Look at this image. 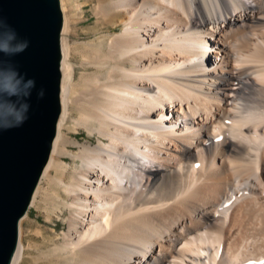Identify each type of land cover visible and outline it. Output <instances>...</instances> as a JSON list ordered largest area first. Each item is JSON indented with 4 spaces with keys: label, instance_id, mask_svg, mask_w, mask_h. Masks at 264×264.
<instances>
[{
    "label": "bare ground",
    "instance_id": "6f19581e",
    "mask_svg": "<svg viewBox=\"0 0 264 264\" xmlns=\"http://www.w3.org/2000/svg\"><path fill=\"white\" fill-rule=\"evenodd\" d=\"M66 1L60 113L29 201L42 180L64 194L47 264H264V0H109L96 12L120 31L86 44L78 78ZM70 126L99 138L73 170Z\"/></svg>",
    "mask_w": 264,
    "mask_h": 264
},
{
    "label": "water",
    "instance_id": "95a60500",
    "mask_svg": "<svg viewBox=\"0 0 264 264\" xmlns=\"http://www.w3.org/2000/svg\"><path fill=\"white\" fill-rule=\"evenodd\" d=\"M61 23L59 0H0V124L26 117L18 127H0V264H9L15 251L18 219L55 135ZM25 43L23 51L16 50ZM29 81H34L31 87ZM6 85L15 86V94L5 91Z\"/></svg>",
    "mask_w": 264,
    "mask_h": 264
},
{
    "label": "rangeland",
    "instance_id": "374dc122",
    "mask_svg": "<svg viewBox=\"0 0 264 264\" xmlns=\"http://www.w3.org/2000/svg\"><path fill=\"white\" fill-rule=\"evenodd\" d=\"M108 1H66L72 21L68 38L69 44L73 49L70 60L75 68V78L82 76L84 71H93L92 67H89L83 61L82 51L86 47V44L91 42L93 43L91 44L92 48H94L97 46L95 41L99 36L109 38L114 33L120 31L118 27L111 25L110 20L103 23L100 19L101 16L96 12L98 6L104 5V7H108ZM72 127L70 126V128L63 130L67 141L63 147L66 152L61 155V158L62 165H66L67 169L69 168L68 170H73L72 166L76 167L80 165L76 159L72 158L71 153L79 152L82 145L94 146L99 142V138L95 133L89 134L83 127L76 126L75 129H72ZM103 140L105 139L103 138ZM55 177L65 181L67 177L65 169L61 168ZM42 182L41 186L44 188L45 193L41 194L40 197L38 195L36 205H29L27 207L25 211L27 219L21 226L20 240L25 250V258L22 264H47L46 259L51 256L52 249L45 245L47 243L45 241L49 238H55V236H61L67 229L66 217L68 210L64 207L65 201L61 186L55 182L51 183L46 180H42ZM39 231L43 232L44 238L38 235Z\"/></svg>",
    "mask_w": 264,
    "mask_h": 264
},
{
    "label": "clouds",
    "instance_id": "9594fccd",
    "mask_svg": "<svg viewBox=\"0 0 264 264\" xmlns=\"http://www.w3.org/2000/svg\"><path fill=\"white\" fill-rule=\"evenodd\" d=\"M2 26V25H0ZM27 47V43H25L24 45H22L21 47L17 48V51H23L24 48ZM4 51H8V49L5 47ZM19 83V81H17V84ZM34 84V81H29L28 82V87H31ZM5 91L9 92L10 95L15 94V86L12 85H6L5 86ZM28 95H30V93H25V97H27ZM44 92L41 91L40 93H38L39 97H43ZM24 111L26 112L28 110V106L27 105H23L22 106ZM26 119V117L24 116H18L15 120L14 123H4V124H0V127H2L3 129H8V128H13V127H18L20 124H22L24 122V120Z\"/></svg>",
    "mask_w": 264,
    "mask_h": 264
}]
</instances>
